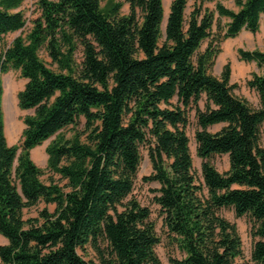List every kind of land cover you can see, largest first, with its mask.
I'll return each instance as SVG.
<instances>
[{"label": "trees", "instance_id": "trees-1", "mask_svg": "<svg viewBox=\"0 0 264 264\" xmlns=\"http://www.w3.org/2000/svg\"><path fill=\"white\" fill-rule=\"evenodd\" d=\"M163 1L35 0L31 29L0 54V78L18 71L26 80L18 107L33 111L18 143L8 145L0 84V264H95L78 254L86 246L98 264H163L150 211L132 195L142 147L151 166L143 181L159 185L154 201L181 255L170 264H241V238L224 210L249 219L250 261L264 264V52L237 51L260 71L247 81L257 109L232 95L229 64L220 78L211 74L220 42L259 31L264 0H234L237 11L217 3L214 12L200 7L188 16V0H172L162 30ZM23 3L0 0V39L25 27ZM215 14L227 22L213 31ZM191 112L200 178L186 133ZM216 125L223 127L211 133ZM48 140L46 170L62 186L44 183L31 158ZM222 155L228 170L220 173L210 159Z\"/></svg>", "mask_w": 264, "mask_h": 264}, {"label": "rangeland", "instance_id": "rangeland-1", "mask_svg": "<svg viewBox=\"0 0 264 264\" xmlns=\"http://www.w3.org/2000/svg\"><path fill=\"white\" fill-rule=\"evenodd\" d=\"M106 1V0H104ZM172 0H164V20L162 23V30L165 28L166 18L169 10V5ZM221 3L228 9L237 11V7L234 4V0H188L186 15L194 10L195 8L202 7L209 11H215V5ZM21 10L24 12V17L26 20L25 27L15 33L7 34L0 39V54L7 49L12 41L18 36L24 37L29 30L31 29L32 21L39 16L38 9L36 8L35 0H24V3L21 7ZM129 12V6L124 4L121 8V14L125 15ZM216 22L213 27V31L217 30V24L223 26L227 22L226 19H218L215 14ZM209 40H206L202 49H204ZM220 53L215 59L214 65L211 69L212 76L220 78L223 67L226 64H229L230 67V84L236 85V88L232 89L231 93L234 97H237L245 101L248 106L252 109H257L259 107V97L257 93L250 89L247 86V81L251 80L253 74H260V71L257 69L255 64L246 63L240 61L238 58L237 51L239 49L245 51L259 50L264 52V21H261L259 31L256 34H251L249 32H242L239 36L234 39H227L219 43ZM40 59L52 70L57 71L55 65L51 63V60L48 58L44 51L39 53ZM77 61H80L81 53L80 51L76 54ZM0 84L2 89L1 95V109L3 113L4 120V132L8 145H16L21 137V133L24 130L23 118L27 115L33 113L30 111H22L18 107L17 95L23 90L26 80L20 77L18 71L9 70L8 72L1 75ZM201 109L205 107V96H202V100L199 103ZM83 126V120L79 125L78 129L81 130ZM223 125H216L209 129L211 133L218 132ZM199 130V127L196 123L194 112L189 114V125L186 128V133L189 138V149L192 156L193 169L197 178L201 177L200 166L201 160L196 156V143H195V132ZM66 137L71 136L70 128L65 130ZM261 145L264 147V125L260 130ZM50 140L44 142L41 146L35 148L31 152V158L33 162L43 171V176L41 180L44 183H48L50 178H53L61 186L65 182H61L59 177L52 175L46 170L47 155L45 149L49 144ZM141 154V163L137 173V179L135 182V187L133 190V197H135L139 203L147 207L150 211V221L155 225L156 233L160 238V244L155 248V252L163 264H170L169 258H180L181 255L179 252L172 247L168 242V237L166 230L163 228L162 217L160 215L159 206L155 203L154 197L157 195L155 192L159 185L157 183H145L143 177L148 176L151 173V166L148 159L147 149L142 147L140 149ZM210 162L215 166V168L223 173L228 170V157L226 155L222 156H213L210 159ZM43 205L41 204L40 207ZM50 211H53L54 206H50ZM223 216L229 220L231 223H234L237 227V231L241 238L242 249H243V259L238 260L241 264H252L250 261V254L253 245V238L251 237V223L247 217L236 218L233 211L224 210L222 211ZM35 212L27 214V216H34ZM6 241L0 236V245L5 244ZM99 248L105 249L106 243L99 241ZM78 254L87 262H92L98 264V255L96 250L91 246H86L84 250H78Z\"/></svg>", "mask_w": 264, "mask_h": 264}, {"label": "crops", "instance_id": "crops-1", "mask_svg": "<svg viewBox=\"0 0 264 264\" xmlns=\"http://www.w3.org/2000/svg\"><path fill=\"white\" fill-rule=\"evenodd\" d=\"M4 241H6V240L4 239Z\"/></svg>", "mask_w": 264, "mask_h": 264}]
</instances>
